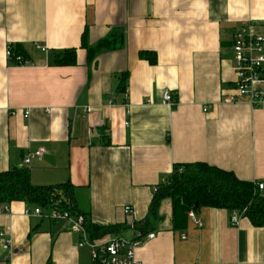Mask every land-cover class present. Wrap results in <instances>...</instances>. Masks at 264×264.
<instances>
[{
    "label": "crops",
    "instance_id": "crops-1",
    "mask_svg": "<svg viewBox=\"0 0 264 264\" xmlns=\"http://www.w3.org/2000/svg\"><path fill=\"white\" fill-rule=\"evenodd\" d=\"M244 22L264 36V0H0V172L25 167L34 185L70 182L92 226H119L97 241L149 217L156 236L137 247L138 264H264V226L247 217L233 226L229 210L202 208V227L188 214L175 225L169 198L149 216L177 163L264 181V103L226 101L236 85L233 36ZM86 29L91 46L108 36L121 46L91 60ZM11 45L32 65L14 64ZM71 49L75 65L52 64L55 52ZM142 51L156 52L157 62ZM256 88L264 97V79ZM164 89L174 107L161 102ZM40 149V159L25 163ZM4 206L0 264H93L72 220H51L29 201ZM37 207L43 216L26 214Z\"/></svg>",
    "mask_w": 264,
    "mask_h": 264
},
{
    "label": "trees",
    "instance_id": "trees-1",
    "mask_svg": "<svg viewBox=\"0 0 264 264\" xmlns=\"http://www.w3.org/2000/svg\"><path fill=\"white\" fill-rule=\"evenodd\" d=\"M120 46L121 39L112 36L91 46L88 30L86 29L82 35V47L89 50L91 60H94L102 51L114 50ZM9 47L13 52L11 61L14 64L17 63L18 57L26 58L21 45ZM139 56L151 64L157 62L156 52L142 51ZM76 63V49L55 52L52 59V64L57 66L75 65ZM126 86L125 78L119 91H124ZM257 182L259 181L242 180L234 172L206 162L177 163L174 164L171 174L157 186L149 207V216H157L161 202L169 198L173 203L175 225L180 224L190 210L196 212L202 208H217L227 209L232 213L239 212L242 218H249L254 226L262 227L264 226V190L258 189ZM73 189L75 186L70 182L51 186L34 185L30 171L25 167L0 172V204L29 201L37 206L64 208L72 214L83 215L88 236L93 240L102 237L108 231L118 232V225L112 228L92 226L89 217L72 201ZM149 225V217L134 224L144 233L149 231ZM126 228L123 224L119 230Z\"/></svg>",
    "mask_w": 264,
    "mask_h": 264
},
{
    "label": "built area",
    "instance_id": "built-area-1",
    "mask_svg": "<svg viewBox=\"0 0 264 264\" xmlns=\"http://www.w3.org/2000/svg\"><path fill=\"white\" fill-rule=\"evenodd\" d=\"M43 52H47L46 47L37 46ZM7 57L11 60L13 52L10 48L7 50ZM233 53L235 59V94L229 96L227 102H236L238 97H250L255 106H260L264 103V97L256 88V85L264 79V36L253 31L252 22H244L235 29L233 36ZM16 65L30 66L32 62L23 57L16 59ZM161 102L174 107L177 103L173 92L169 89H164L162 92ZM147 103H152V100H147ZM89 111V110H88ZM29 110L25 111V116L29 115ZM44 150L40 149L30 153L25 158V163L30 164L34 159H40L44 155ZM258 189L264 190V181L257 182ZM8 206L0 208V213H8ZM133 212L131 206L125 207V213ZM28 215L43 216V209L37 207L33 212L26 211ZM51 220H72L74 223L73 232L79 234V246L88 245L91 251L93 264H138L136 259V250L146 240L155 238L156 233L148 231L144 233L138 227L131 226L132 234L130 238L116 236L109 240L97 241L90 239L87 228L84 225L85 219L83 215L72 214L71 211L61 208H51V212L47 215ZM188 216L197 227L203 226V221L196 216L194 210L188 212ZM239 212H233L230 218L233 226L238 225L241 220ZM5 247L11 246V238L5 234Z\"/></svg>",
    "mask_w": 264,
    "mask_h": 264
},
{
    "label": "rangeland",
    "instance_id": "rangeland-1",
    "mask_svg": "<svg viewBox=\"0 0 264 264\" xmlns=\"http://www.w3.org/2000/svg\"><path fill=\"white\" fill-rule=\"evenodd\" d=\"M43 209H44V212L46 215H48L51 212L50 207H45ZM121 236L129 238L131 236V230H126V232H123V234H121Z\"/></svg>",
    "mask_w": 264,
    "mask_h": 264
}]
</instances>
